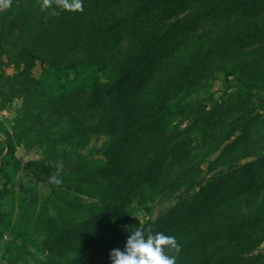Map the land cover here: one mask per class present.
I'll list each match as a JSON object with an SVG mask.
<instances>
[{
  "label": "trees",
  "instance_id": "16d2710c",
  "mask_svg": "<svg viewBox=\"0 0 264 264\" xmlns=\"http://www.w3.org/2000/svg\"><path fill=\"white\" fill-rule=\"evenodd\" d=\"M75 2L0 9V103L22 100L44 151L27 164L49 191L35 220L43 264H111L140 226L176 239V264H264V0ZM38 63L74 77L46 84ZM0 134L1 240L17 231L5 208L19 164L1 119ZM94 136L107 138L104 165L82 153ZM71 193L93 200L87 215L52 216L50 203L75 207ZM163 202L138 225L135 208ZM19 239L7 264L23 263Z\"/></svg>",
  "mask_w": 264,
  "mask_h": 264
},
{
  "label": "rangeland",
  "instance_id": "374dc122",
  "mask_svg": "<svg viewBox=\"0 0 264 264\" xmlns=\"http://www.w3.org/2000/svg\"><path fill=\"white\" fill-rule=\"evenodd\" d=\"M13 73L12 70H7L8 75H12ZM108 75L107 72L103 74L104 80H107ZM33 76L35 79L48 84L54 82L58 78H73L74 71L56 70L38 63L33 71ZM229 81L231 85H234L233 78H230ZM225 92L226 83L224 78L221 77L214 83L211 93H215L217 100H220ZM22 106V100L17 98L5 107H2L0 103V119L5 123L13 136L12 146L15 149V156L19 164L16 186L11 188L7 200L8 206L5 208L6 213L13 215V219L17 225V231L15 235L5 234L0 240V264H7L6 259L9 257V250L13 246L16 237L20 238L19 243H23L28 249V252L24 254L22 264H43L44 260L43 238L41 233H38L43 232V225L37 226L35 220L38 213H41L44 208L46 197L49 196V191L42 184H37L30 171L27 170L29 161L44 158V151L39 147V144H37V132L35 130L31 131L30 129L32 122H24L26 118L20 113ZM62 127L63 125H59L47 132L58 134L62 131ZM0 138L6 141V138L1 134ZM106 140L107 138L105 137L94 136L91 138L88 146L82 150V153L84 155H89L91 160L95 163L104 165L106 159L102 155V151ZM69 197L73 200L75 206L72 210L64 211L63 208L59 206L56 208L50 203V205L48 204V212L52 216H65V214L68 213L76 219H82L87 215V211L94 203L93 200L87 197L76 196L72 193L69 194ZM169 207L170 204L165 202H163V204L161 203L160 206L153 209L151 212L137 207L134 210L136 222L138 225H144L150 218L159 213H166ZM260 251L264 252V244L260 248Z\"/></svg>",
  "mask_w": 264,
  "mask_h": 264
},
{
  "label": "clouds",
  "instance_id": "9594fccd",
  "mask_svg": "<svg viewBox=\"0 0 264 264\" xmlns=\"http://www.w3.org/2000/svg\"><path fill=\"white\" fill-rule=\"evenodd\" d=\"M76 10L82 9L80 0L68 5ZM179 245L174 237L164 233H155L142 226L129 230V235L123 250L116 248L110 253L111 264H176V257L166 254V250Z\"/></svg>",
  "mask_w": 264,
  "mask_h": 264
},
{
  "label": "crops",
  "instance_id": "0c3cea01",
  "mask_svg": "<svg viewBox=\"0 0 264 264\" xmlns=\"http://www.w3.org/2000/svg\"><path fill=\"white\" fill-rule=\"evenodd\" d=\"M2 1H3V0H0V9L2 8Z\"/></svg>",
  "mask_w": 264,
  "mask_h": 264
}]
</instances>
